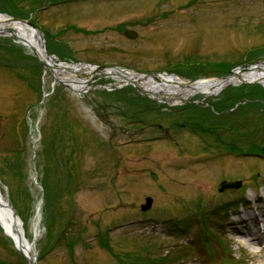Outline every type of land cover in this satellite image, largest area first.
<instances>
[{"label":"rangeland","instance_id":"obj_1","mask_svg":"<svg viewBox=\"0 0 264 264\" xmlns=\"http://www.w3.org/2000/svg\"><path fill=\"white\" fill-rule=\"evenodd\" d=\"M0 14L33 23L69 64L194 80L264 63V0H0ZM243 85L169 106L93 74L78 94L0 38V185L28 239L41 206L37 264H255L230 223L264 208L214 212L241 196L264 203V160L245 155L264 139V93ZM223 181L241 182L238 194L219 193ZM0 264H27L1 233Z\"/></svg>","mask_w":264,"mask_h":264},{"label":"bare ground","instance_id":"obj_2","mask_svg":"<svg viewBox=\"0 0 264 264\" xmlns=\"http://www.w3.org/2000/svg\"><path fill=\"white\" fill-rule=\"evenodd\" d=\"M18 37L13 38L17 45H22L23 48L30 51L34 49L38 58L46 64V69L51 70L54 75L67 84L70 89L76 93L86 92L87 84L90 77L94 74L95 69L92 66H81L77 64L63 63L57 58L49 57L45 51V42L41 34L25 23H16L7 16L0 15V35L10 36L8 32ZM81 71H85L82 73ZM85 74L83 79H75L76 75ZM106 79H113L117 82L131 83L142 91H145L150 98L157 101L167 102L169 106L179 105L187 100L193 99L195 96L205 100L221 94L229 86H238L239 84L247 83L259 85L264 88V63L250 66L248 68H237L231 76L226 78L216 79H200L189 81L175 75H161L157 78L153 76L138 75L133 72H124L120 74L116 70H107L104 75ZM126 81V82H125ZM2 193L0 192V228L4 235L23 250L24 254L33 257V248L27 238L23 223L20 226L15 225L8 211L1 206V202H5ZM264 208V203L261 205ZM264 215L258 218L255 214L245 216L246 220L240 221L243 226L238 223L231 222L233 240L238 242L245 250L249 257L255 258V264H264ZM42 221L41 206L37 208V222L32 237L41 236L40 222ZM253 228V230L251 229ZM21 230L24 232V238L21 237Z\"/></svg>","mask_w":264,"mask_h":264},{"label":"water","instance_id":"obj_3","mask_svg":"<svg viewBox=\"0 0 264 264\" xmlns=\"http://www.w3.org/2000/svg\"><path fill=\"white\" fill-rule=\"evenodd\" d=\"M12 21H14V22H16V23H21V22H22V21L14 20V19H13ZM25 23H26L29 27H31L32 29L36 30V27H34L30 22H25ZM8 32L10 33V36H9V37H11V38H15V39L18 38V37L14 36V35L11 33V30H9ZM126 36H127L128 38H130V39H135V38L137 37V35H136L135 33L131 32V31H128V32L126 33ZM32 52H33V54L36 56V58L38 59V61H39V63L41 64V66H42L43 68H45V67H46V64L38 58V56H37V54L35 53L34 49H32ZM103 69H105V68H104V67H99V68H98V71H102ZM116 69H117V70H120V71H122V72L125 71V70H123V69H119V68H116ZM50 74H51V72H50ZM51 75H52V74H51ZM144 75H146V76H157V74H144ZM136 89H137L138 91H140L141 94L148 96V94H147L145 91H142V90H140L139 88H136ZM239 186H240V184H237V183H223V184L221 185V187H220V191H226V190H229V189H235V188H238ZM151 205H152V199H151V198H147V199H146V204H145L144 206H142V210H143V211H146V210L150 209ZM1 206H2L3 208H5V209L8 211V213H9L10 216L12 217V220L14 221V223L16 222L17 225L21 227V223H20V221H19V219H18V216L16 215L14 209H13L8 203H5V202H1ZM16 223H15V225H16ZM20 233H21V237H23L22 230H21ZM20 250H21V249H20ZM29 264H34V263H33L32 261H29Z\"/></svg>","mask_w":264,"mask_h":264},{"label":"trees","instance_id":"obj_4","mask_svg":"<svg viewBox=\"0 0 264 264\" xmlns=\"http://www.w3.org/2000/svg\"><path fill=\"white\" fill-rule=\"evenodd\" d=\"M51 37V36H50ZM52 52V51H51ZM11 70H14V68L13 67H9ZM14 72H16L15 70H14ZM17 73V72H16ZM258 88H260V87H258ZM262 89V88H261ZM263 90V89H262ZM263 93H264V90H263ZM263 96V98H261V102L260 103H262L263 101H264V94L262 95ZM256 104V103H255ZM250 105V106H258V105ZM224 107H226V108H228L229 107V105L228 104H225V106ZM258 108H254V110H257ZM239 113H241V111H239ZM205 116L206 115H203V120H205ZM254 130V129H253ZM231 131H232V129H231ZM261 132H262V134H264V131L263 130H260ZM234 132V131H233ZM252 141V142H251ZM250 141V147L249 148H247L246 150H247V152H246V156H257V157H260V158H262V159H264V139H262L261 138V143L258 141L257 142V138L256 139H254V140H251ZM230 146V145H229ZM248 147V146H247ZM238 150V148H236V147H233L232 149H230V151H232V152H238L237 151ZM249 151V152H248ZM239 155H241V154H239ZM18 174V173H17ZM9 175V174H8ZM14 175V174H13ZM13 182V181H12ZM103 236H106V235H103V234H101V233H99L98 234V236H97V238H98V243H99V246L101 247L102 245H104L105 243H104V238H103ZM71 247H72V244H69ZM69 246V247H70ZM109 244H107L106 243V246L104 247V249H109ZM102 248V247H101ZM103 249V248H102ZM71 251H72V248H71ZM141 263V262H140ZM143 264H145V262H143Z\"/></svg>","mask_w":264,"mask_h":264},{"label":"flooded vegetation","instance_id":"obj_5","mask_svg":"<svg viewBox=\"0 0 264 264\" xmlns=\"http://www.w3.org/2000/svg\"><path fill=\"white\" fill-rule=\"evenodd\" d=\"M223 36H224V35H223ZM232 45L235 46L236 48L239 47V46H237V44H235V43H234V44L229 43V48L227 49V50H229V54H233V50L230 49V48L232 47ZM227 50H226V51H227ZM249 53H250V52H248L247 54H249ZM250 55H251V54H250ZM228 57H229V56H228ZM217 58L219 59V57H217ZM215 59H216V58H214L213 61H215Z\"/></svg>","mask_w":264,"mask_h":264}]
</instances>
